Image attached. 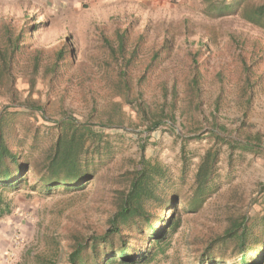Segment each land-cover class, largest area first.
I'll use <instances>...</instances> for the list:
<instances>
[{"label": "rangeland", "instance_id": "rangeland-1", "mask_svg": "<svg viewBox=\"0 0 264 264\" xmlns=\"http://www.w3.org/2000/svg\"><path fill=\"white\" fill-rule=\"evenodd\" d=\"M201 10L199 0H0V22H12L18 29L29 18L31 24L37 25L31 47L14 66L10 89L0 88V108L16 105L12 92L24 99L29 78L33 76L36 85L29 98L44 105L46 118L56 119L69 112L85 121L93 103L97 108L118 103L124 119L122 128L110 127L104 131L115 153L102 168L103 184L49 196L39 195L27 187L14 193L4 192L10 206L8 213L0 217V264H49L48 259L57 252L56 233H63L67 228H79L83 232L102 228L112 211L113 189L122 187L124 175L142 157L161 163L175 178L185 164L184 188L187 190L201 156L212 145L211 138L195 135L209 130L214 121L225 125L233 137L238 135L235 129L242 122L250 126L247 130L264 134V61L254 67L256 77L261 76L259 82L244 87L239 57L242 53L247 58L254 42L264 43V32L237 15L214 18ZM186 18L193 23V32L187 37L178 35L171 55L164 59L147 84L139 88L133 85L128 96L125 92L112 93L105 85L102 69L112 77L117 65L110 62L103 37L113 40L115 30L125 26L131 27V39L143 32L144 52L131 71L136 79L168 25L183 29ZM209 29L219 36L215 43L208 39L205 42L208 51L198 57L204 74L201 106L195 117H190L183 112L184 82L190 68L187 52L195 49L199 37L206 40L204 36ZM64 41L73 48L74 64L51 85L49 74L45 75L42 67L49 64L53 48ZM33 47L44 51L35 73L29 63V50ZM172 87L176 89V98ZM140 90L149 109H162L167 114L171 110L174 121L163 120L169 126L160 124L148 131L147 123L126 102ZM172 99L174 104L169 103ZM18 129L21 130L20 126ZM218 148L219 189L198 211L181 214V224L171 246L155 264H191L196 255L192 241L200 249L203 241L227 228L231 219L243 215L254 218L264 213V157L248 150L232 151L226 144Z\"/></svg>", "mask_w": 264, "mask_h": 264}, {"label": "trees", "instance_id": "trees-1", "mask_svg": "<svg viewBox=\"0 0 264 264\" xmlns=\"http://www.w3.org/2000/svg\"><path fill=\"white\" fill-rule=\"evenodd\" d=\"M199 2L202 13L208 17L237 15L264 32V0ZM183 21V29L168 25L160 44L150 52L136 79L132 77L131 71L144 52L143 32L131 39V27L125 26L115 30L113 40L103 37L108 58L117 65L112 77L105 75L102 69L105 85L111 88L112 93L125 92L128 96L133 85L139 88L147 84L164 59L171 55L178 35L187 37L193 32L190 19ZM1 22L0 88L10 89L14 66L31 47L30 40L37 25L31 24L29 18L18 29L12 26V22ZM218 36L209 29L204 36L206 40L202 41L199 37L195 49L187 52L190 68L184 82L186 100L183 109L187 116L195 117V112L201 106L200 87L204 74L198 57L208 51L205 42L211 39L215 43ZM241 42L245 44L243 40ZM254 43L252 53L247 58L241 52L239 54L244 87L250 83L257 84L261 78L256 77L254 67L264 61V43ZM29 52L30 68L35 73L44 51L40 47H33ZM73 55V48L65 41L53 48L49 64L42 67V72L49 74L51 85L74 64ZM35 85L36 80L32 76L29 78L27 96L21 100L12 92L10 95L16 105H3L0 108V217L8 213L10 206L4 192L14 193L27 187L39 195L49 196L60 191L84 190L95 183L103 184L105 176L102 168L107 166L115 153V147L106 139L104 131L110 127L122 128L124 123L118 103L102 108H97L96 103H93L85 121H80L69 112L62 113L56 119L46 118L43 115L44 105L29 98ZM172 94L173 98L177 97L175 88ZM142 98L140 90L136 97L126 102L139 113L141 121L147 123L148 131L160 124L166 125L163 122L165 118L174 121L171 110L168 114L162 109L153 111ZM169 103L174 104L173 99ZM31 118L30 123L28 121ZM35 120L40 122H33ZM247 128L250 126L240 123L235 129L238 135L233 137L225 125L214 121L209 130L195 135L196 138H202V135L211 138L212 145L201 156L187 190L184 188L187 172L185 164L175 178L161 163L140 158L139 164L124 175L122 187L113 189L112 211L105 219L104 226L88 232L67 228L63 233H56L54 244L57 252L48 259L49 264L158 262L179 230L181 214L198 211L219 189L218 145L226 144L232 151L248 150L255 156L264 157V134L260 131L251 132ZM203 242L200 249L194 245L195 241L191 242L196 254L191 264H227L229 260V264H264V213L254 218L246 215L235 217L221 233Z\"/></svg>", "mask_w": 264, "mask_h": 264}]
</instances>
